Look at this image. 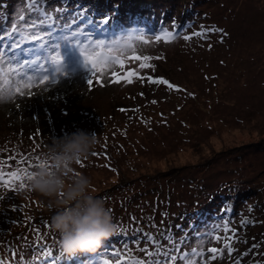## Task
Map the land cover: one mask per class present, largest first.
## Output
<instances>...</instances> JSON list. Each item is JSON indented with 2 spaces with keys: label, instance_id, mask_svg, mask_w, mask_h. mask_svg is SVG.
Instances as JSON below:
<instances>
[{
  "label": "rangeland",
  "instance_id": "1",
  "mask_svg": "<svg viewBox=\"0 0 264 264\" xmlns=\"http://www.w3.org/2000/svg\"><path fill=\"white\" fill-rule=\"evenodd\" d=\"M112 1L114 10L109 7L105 16H96L98 30L109 31L111 39L106 40L145 35L152 42L136 47L153 57L143 61L150 67L127 61L124 69L112 70L119 74V83L107 71L101 81L94 77L91 86L87 70L69 67L55 84L51 76L45 83L37 79L24 88V95L0 100V159L16 157L4 171L21 168L30 174L46 162L52 139L78 129L94 132L99 144L73 174L90 178L92 193L104 199L117 231L97 252L76 254L84 264L106 259L115 264L113 251L121 253L125 264L131 259L165 264V253H187L197 264H264V149L248 147L264 140V0H154L150 13L171 18L172 24L161 31L174 34L170 42H156L159 34L140 27L128 29L122 8L134 0ZM83 4L43 0V8L61 26L75 19L85 30L91 27L84 25L85 18L94 13H80ZM22 13L29 15L27 0H0V34L20 24ZM116 14L114 31L100 28L111 23L106 16ZM37 15L32 12L31 18ZM180 18L185 26L176 33ZM29 31L37 30L22 29V47L29 51L21 55L36 59L43 51L39 62L45 63L51 49H34ZM129 71L137 75L129 77ZM149 76L175 87L149 83ZM6 87L0 81V89ZM22 157L27 161L17 164ZM55 211L47 198L31 191L27 175L12 186L0 183V260L37 264L40 257L50 258L52 250V257H63L53 264L75 263L76 255L62 252L59 233L51 227ZM194 222L197 233L186 228ZM225 244H231V255ZM212 247L223 254L211 259L207 249ZM142 248L153 256H145ZM177 264L183 262L178 259Z\"/></svg>",
  "mask_w": 264,
  "mask_h": 264
},
{
  "label": "snow or ice",
  "instance_id": "2",
  "mask_svg": "<svg viewBox=\"0 0 264 264\" xmlns=\"http://www.w3.org/2000/svg\"><path fill=\"white\" fill-rule=\"evenodd\" d=\"M27 11L29 15L26 16L22 13L19 16L20 24L14 25L10 32L0 34V81H3L7 86L6 90L0 89V100H11L17 94L24 95V88L31 87L37 79L40 80V83H45L49 81V77L51 76L50 83L55 84L58 76L68 74L69 67L72 70L78 68L87 70L89 73L87 83L90 86L93 85L94 77L97 81H101V78L107 71H111V76L115 78V82L119 83V74L112 70L116 67L124 69L127 61H142L139 64V68L141 69L150 67V64L143 61H151L153 57L143 54L136 47L137 43L147 45L152 42L143 34H129L120 39L106 40L100 38L101 32L93 22L86 21L91 27L88 31H85L75 19L65 22L63 26L56 28L55 25L58 18L43 8V0H27ZM54 11L60 12L61 9L57 8ZM32 12H36L39 15L35 19H32ZM24 28L37 30L29 31L27 37L33 43L34 49L36 47L41 49L50 47L51 53L45 57V63L39 62L40 56L44 55L43 51L37 55L36 59L24 58L21 55L23 52L29 51L22 47L25 42L22 38V29ZM41 30L43 34H41ZM53 35L57 37L56 40L51 39ZM196 35H204V33H196ZM45 37H48L47 44L44 43ZM154 39L156 42H170L171 39H174V34L171 31L163 32L156 35ZM184 39H191V37L185 36ZM156 58L159 59V57ZM13 63H15V67H12ZM46 64L48 65L47 67ZM127 75L130 77L137 75V73L129 71ZM10 76L18 77L19 79L18 81H13L8 79ZM138 78L144 79V77ZM147 80L152 84L167 85L169 89L175 87L163 78L154 79L149 76ZM126 82L132 83L133 81L132 79H127ZM152 103H156V101H152ZM121 111H124V109H121ZM15 159L16 157L14 156H10L6 160L0 159V183L5 186H12L17 181H21L24 175H27L28 179L30 178L27 169L16 168L9 172L4 171L6 167L10 166V161ZM26 161L27 158L22 157L16 162L20 164ZM78 163L80 164L81 161ZM19 187L24 188L25 185L21 182ZM225 231H228L227 226H225ZM41 238L38 235V239ZM145 238L153 245L157 243L150 234H145ZM216 239L219 241L220 237H216ZM230 239L231 237H229ZM124 247L127 248L128 245L125 244ZM225 247L228 254L231 255L233 252L231 244H225ZM207 251L212 254L211 259H216V254L220 252L222 255L224 250L212 247L208 248ZM141 252L147 257L153 256V252L148 251L146 248H142ZM192 252L194 255L203 256V252H198L196 249H192ZM111 255L115 260V264H125L120 258L121 253L119 251H113ZM165 257V264H177L178 259L183 264H197V261L189 257L187 253H184L181 257L165 253ZM0 264H4V261L0 260ZM103 264H111V262L106 259L103 261ZM128 264H147V262L144 259H131L128 261ZM153 264H159V261H155ZM205 264H208V262L205 261ZM236 264H240V261L237 260Z\"/></svg>",
  "mask_w": 264,
  "mask_h": 264
},
{
  "label": "clouds",
  "instance_id": "3",
  "mask_svg": "<svg viewBox=\"0 0 264 264\" xmlns=\"http://www.w3.org/2000/svg\"><path fill=\"white\" fill-rule=\"evenodd\" d=\"M99 136L78 129L54 138L47 147L46 162L29 176L31 191L48 199L56 209L51 227L59 233V246L69 256L95 253L113 236L117 225L102 197L92 193L91 180L74 167L90 156Z\"/></svg>",
  "mask_w": 264,
  "mask_h": 264
},
{
  "label": "trees",
  "instance_id": "4",
  "mask_svg": "<svg viewBox=\"0 0 264 264\" xmlns=\"http://www.w3.org/2000/svg\"><path fill=\"white\" fill-rule=\"evenodd\" d=\"M83 1H85L86 6H81V10H80L81 12L80 13L93 11L94 15L89 16L90 15V13H89L88 17L85 18L86 19L85 21H92L93 23L96 22L97 29H98V21L100 19L97 18L96 16L103 15L104 13H107V10L109 7H111L112 10L115 9V7H114L115 3L112 0H83ZM153 1L154 0H134V3L129 4L130 6H126V7L122 8V9H124V12H123L124 20H123V22H127V24L126 23L125 24H126V27L128 29H131V28L135 29L137 27H140L143 32H153L156 34H160L161 31H163L162 28L165 27L164 25L172 24L171 18H168V15H165L162 13V14H160V15L158 14V16H156L155 13H150V11L152 12V4L154 3ZM85 4H83V5H85ZM88 4H89V6H88ZM89 9H91V10H89ZM180 10H184V9L181 8ZM138 12L141 14H137ZM109 13H110V11H109ZM184 13H187V11H185ZM103 16H105V15H103ZM113 16L117 17V14L112 15V16H106L109 19L111 18V23H109V22H108V24L101 23V25H103V27L100 25L101 26L100 28H105V27L108 28L109 27L108 29H111L114 31L115 28H112V26H116L118 20ZM182 20H183L182 18H180V20L179 19L177 20V22H178L177 26H179V27H177L176 29H173L174 32L177 33L180 30L179 28H183L185 26L184 24L182 25V23L184 22V20L183 21ZM56 25H55V27L59 28V27H61L62 24L58 22ZM84 25L88 26L89 24L85 22ZM89 29H90V27L85 28V31H88ZM99 31L101 32L100 38L111 39L109 31H105L103 29H99ZM28 43H30V42H28ZM261 134L264 135V131ZM248 147H253L255 149H260V150L264 149V140H261V142L255 141L254 143L248 145ZM219 153H221V152H219ZM226 201H227V199H226ZM183 212L181 211L180 213H183ZM186 214H187V212L184 213L183 216H185ZM203 214H201V215H203ZM197 217L199 219H202V216H200V214ZM195 223L196 222L188 225L186 228L189 231H194V233L199 232V230H197V227H195ZM103 242L107 243L109 241H103ZM51 251L52 250L49 251L50 256H51L50 258H41L40 257V260L37 264H39V263L40 264H44V263L53 264L57 260L63 259V257L61 255H60V257L57 255H53L55 258L52 257ZM94 259L97 260L96 257H94ZM4 261L6 263V258ZM84 261L85 260H83V257H81V256L78 257L76 255V262L75 263L71 262L69 264H84ZM97 262H95V263H97Z\"/></svg>",
  "mask_w": 264,
  "mask_h": 264
},
{
  "label": "bare ground",
  "instance_id": "5",
  "mask_svg": "<svg viewBox=\"0 0 264 264\" xmlns=\"http://www.w3.org/2000/svg\"><path fill=\"white\" fill-rule=\"evenodd\" d=\"M189 8V7H188ZM189 10V9H188ZM126 26V25H125ZM113 39V38H112Z\"/></svg>",
  "mask_w": 264,
  "mask_h": 264
}]
</instances>
